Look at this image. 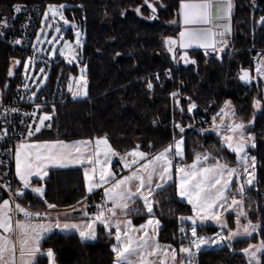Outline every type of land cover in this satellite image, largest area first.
Returning a JSON list of instances; mask_svg holds the SVG:
<instances>
[{
  "label": "snow or ice",
  "instance_id": "snow-or-ice-1",
  "mask_svg": "<svg viewBox=\"0 0 264 264\" xmlns=\"http://www.w3.org/2000/svg\"><path fill=\"white\" fill-rule=\"evenodd\" d=\"M153 14L157 8L149 0H144ZM65 4L49 3L40 20L41 28L36 32L32 41V55L21 61L13 59L12 65L7 70V76L14 75V67L23 63L25 92L29 89L31 76H41L39 80L32 79L37 89L47 80V72L43 67L39 73H29V68L34 66L37 53L44 49L38 44L48 43L53 52L56 45L62 43L59 54L67 63L72 64L80 60V49L83 46V33L74 20L65 17ZM234 0H179L176 19L170 23L179 25L177 37L163 38V45L173 59H176V49L181 50L179 59L185 64H195L187 50L199 48L204 50V55L215 54L221 58L229 45L231 35V18ZM15 13L22 11V6L17 4L13 8ZM137 15L142 14L140 7H136ZM124 15V12H121ZM149 19L154 18L149 16ZM61 22L71 25L75 35L74 41L64 39ZM264 25V15L255 21ZM0 27L8 28L7 19H0ZM22 27L27 28V24ZM48 28H53V39H47ZM5 35L0 31V36ZM45 39H41V37ZM59 36V39L55 37ZM14 45H20L21 39H13ZM53 52L48 55L52 56ZM117 56L120 53H116ZM87 65L79 67L78 76L68 77V91L75 99L86 97L89 94V79ZM166 74L170 75V72ZM259 77L264 79V54H260L255 65V76L248 69L240 68L238 78L243 82H250ZM159 80V75H156ZM4 89L8 88L7 82ZM146 88L153 91L152 79H148ZM173 104L184 111L179 90L170 94ZM0 96L3 91L0 90ZM36 92H31L25 97L20 95V100L27 99L34 104L35 110L24 112L25 117H30L33 123L26 126V135L15 146V177L19 186L12 191L11 187L0 184L8 192V198H0V264H40L41 257H46L47 264H57L52 247L43 248V241L53 230L61 233L78 234L81 241L96 240L98 226L102 225L107 235L114 239L111 245L113 253L112 264H197L198 254L204 247L227 245L230 250H235L233 241L242 237H252L253 233L264 235V221L250 219L251 204L247 203V193L257 183V157L250 155L249 148H255L254 135L248 131V126L254 123L253 119L245 122L237 119L236 109L230 100H224L223 105L212 117L211 131L215 132L220 141L217 153L225 148L235 155V162L224 156L213 154L211 151L196 152L191 163L186 162L185 127L181 123H174V128L179 130V136H173L172 141L155 153L145 152L141 144H136L123 154L111 145L107 134L90 139L66 142L62 139L33 140L36 133L44 127H51L49 122L56 113L55 105L51 112L39 111L42 105L36 103ZM188 101L189 114L198 107L191 96L184 97ZM252 108L260 111L264 104L258 98H253ZM17 107H3L0 116L5 117V124H10L7 119L12 113L19 112ZM38 117V122H35ZM219 121V122H217ZM24 121L21 120V124ZM155 123V121H154ZM188 127H191L189 125ZM201 132L206 131L201 129ZM8 131L0 128V139L6 138ZM149 147H153L150 143ZM119 156L126 175H117L110 167L113 157ZM79 165L83 168V180L86 196L77 201L82 207H73L70 212H57L55 218L48 210L57 206L45 199L46 192L43 183L33 185V177L43 182L49 175L50 168H66ZM170 182L175 185V194L191 206V214L178 217L181 222H188L186 227H180L181 243L179 248L171 244H162L158 239L160 220L154 216V208L159 201L156 196L164 191ZM103 189L102 202L95 205L96 211L90 213L85 201L87 194H94L96 189ZM30 189L33 194L43 200L47 207L45 211H33L30 207L17 202V198L25 196V190ZM137 201L142 202L141 208ZM79 212L81 219L71 218L72 213ZM145 212L148 219L140 225H134L130 218L133 214ZM226 214H234L235 227H229ZM63 216L64 219L60 217ZM123 218V219H122ZM219 226L220 231L211 236L200 234L199 229L207 222ZM115 230L114 232L112 230ZM226 230V234H225ZM190 234V235H189ZM184 241H187L186 243ZM247 260V264H264V239L258 243H248L240 249Z\"/></svg>",
  "mask_w": 264,
  "mask_h": 264
},
{
  "label": "trees",
  "instance_id": "trees-1",
  "mask_svg": "<svg viewBox=\"0 0 264 264\" xmlns=\"http://www.w3.org/2000/svg\"><path fill=\"white\" fill-rule=\"evenodd\" d=\"M255 1L260 10L252 8V0H234L229 37L233 46L222 52L220 59L212 53L205 56L203 51H193L188 54L197 63L185 64L179 59L180 52L176 50V59H173L163 45L164 37H176L179 32V25L170 23L176 19L179 0H149L157 8L155 14L144 6V0H0L1 15L8 14L16 3H36L43 9L49 3L68 5L65 17L74 20L84 36L80 59L88 66L89 94L82 100L68 97L56 103L52 132L36 139L71 142L107 134L113 148L121 154L136 144H141L145 152L155 153L168 145L174 135L179 136L174 123H181L185 127L187 163L196 152L205 150L232 161L225 149L217 153L218 136L201 132L194 125V117L211 116L229 99L238 117L246 121L255 115L249 131L256 142L250 154L257 157V183L248 191L246 202L251 204L249 218L253 222L258 218L264 221V108L256 114L252 108L254 97L264 104L262 83L253 79L243 85L238 78L240 68L248 69L252 75L253 56L264 51V25L255 23L264 15V0ZM136 7L141 8V15H137ZM153 15L154 18H148ZM72 37V29H68L65 38ZM230 49L234 51L231 56ZM19 58L0 42V90L3 91L0 97L4 100L22 83L19 69L12 77L7 76L13 59ZM60 67L76 72L74 64L58 57L51 65L47 86L52 84ZM165 70H170V78L164 77ZM148 79L154 84L151 92L146 88ZM6 82L8 88L4 89ZM177 90L181 94L183 112L174 106L169 95ZM188 96L198 105L191 114L187 112L188 101L184 99ZM38 183L44 184L45 199L58 208L73 206L86 196L80 168L52 170ZM156 200L159 203L154 208V216L161 222L158 239L178 249L182 236L179 228L188 225L178 217L190 215V206L176 196L174 184L160 191ZM24 202L35 209L47 208L43 200L28 192ZM130 218L134 225H140L147 216L141 212ZM227 220L230 227H234L233 214H229ZM199 231L210 236L218 229L202 226ZM260 239H264V235L256 233L250 239L234 241L235 250L223 245L201 251L197 264H247L240 249ZM112 243L114 239L98 227V238L93 243L81 241L76 234L53 233L43 241V248H53L57 264H112ZM40 264H47L46 257H41Z\"/></svg>",
  "mask_w": 264,
  "mask_h": 264
},
{
  "label": "built area",
  "instance_id": "built-area-1",
  "mask_svg": "<svg viewBox=\"0 0 264 264\" xmlns=\"http://www.w3.org/2000/svg\"><path fill=\"white\" fill-rule=\"evenodd\" d=\"M21 5L22 11L20 13H15L13 8L14 5ZM9 13L6 15L0 14V19H7L9 22L8 28L0 27V31L4 32L5 35L0 36V42L7 45L13 52L17 53L20 57H25L31 51V44L33 40V36L35 30L37 28L38 22L43 12V8L40 4L36 3H16L14 4ZM251 6L254 10H260L257 2L252 0ZM23 24H27V28L22 27ZM13 39H21L22 43L20 45H14L11 43ZM260 52L256 53L253 56V63L259 61ZM170 72V70H165L163 72L164 77L170 78V75L166 74ZM75 76L72 71L66 70L62 67L58 68L56 71L55 78L50 86H47L40 90L37 93V96L34 98L36 103L42 105V109L39 111L50 112L49 110L56 103L62 102L66 100L70 96V92L68 91V77ZM22 83L12 91L9 98L4 100L0 97V112L3 111V107H17L19 108V112L12 113L7 117L8 120L11 121L10 124H5V117L0 116V128H6L8 131V136L6 138L0 139V184H7L11 187L12 191L19 186L15 177V166H14V150L16 144L24 138L26 135V126L30 123H33L32 118L25 117L23 115L24 112H32L35 110L34 104L31 101L20 100L19 97L23 94L25 97L31 94L33 90L31 88L28 89L27 92L22 87ZM21 120L24 121L21 124ZM35 122H38V117ZM50 124L51 127H44L41 129L40 133H36V135L31 139H36L39 135L49 134L52 132V120L46 122ZM194 125L195 128L205 129L204 133H207L209 129H211V116H196L194 117ZM178 138V136H177ZM27 194V190H25V196ZM24 197L17 198V202L21 203L23 206L30 207L28 204L24 202ZM0 198H8V192L4 190V188H0ZM92 202V203H91ZM102 202V196L100 194L97 195L95 199L86 200L85 203L88 205V210L90 213L96 211L95 205ZM83 205L75 204L70 207L58 208L48 210L52 212L53 218L57 212L65 211L70 212L73 207L79 208ZM33 211H45L47 208L43 209H35L30 207ZM71 218L74 220L81 219V214L77 211L72 213Z\"/></svg>",
  "mask_w": 264,
  "mask_h": 264
},
{
  "label": "rangeland",
  "instance_id": "rangeland-1",
  "mask_svg": "<svg viewBox=\"0 0 264 264\" xmlns=\"http://www.w3.org/2000/svg\"><path fill=\"white\" fill-rule=\"evenodd\" d=\"M159 1V0H158ZM67 7L66 8H68V5H66ZM43 12H44V10H43ZM43 12H42V15H41V17H40V20L43 18ZM40 20H39V24H38V26H37V28H36V30H35V35H34V37H33V40L32 41H34L35 40V38H36V32L41 28V24H40ZM61 28H62V33H63V37H64V39H67V40H69V41H74V39H75V35H74V33H73V31H72V34H73V37H72V39H70V38H65V32L68 30V29H71V25H67V26H65V25H63V23L61 22ZM47 32H48V36H47V39H53V36L51 35L53 32H54V29L53 28H48L47 29ZM56 39H59V36H57V37H55ZM41 39L43 40V39H45V37H41ZM83 41H84V36H83ZM229 46H233V45H231L230 44V40H229V45H228V47ZM37 47L38 48H42V49H44V51L43 52H40V53H37V59H36V61H35V64H34V66H32V67H30L29 68V73H39V70H40V68L41 67H43L44 69H45V71L47 72V76H48V78H47V80L45 81V83L43 84V85H41L40 86V88L39 89H37V87H36V85L35 84H32L31 83V80L32 79H35V80H39V79H41L42 77L41 76H31L30 77V79H29V81H28V83H29V88H31L32 90H33V92H36V93H38L40 90H42L43 88H45L46 86H47V83H48V81H49V78H50V68H51V65L55 62V60H56V58H58V57H62V56H60V54H59V48L60 47H62V43L61 44H58V45H56V50L53 52V49H52V46L51 45H49L48 43H43V44H38L37 45ZM227 47V48H228ZM32 44H31V51H30V53L28 54V55H26L25 57H20L19 58V60H21V61H23V60H25V59H27L28 58V56H30V55H32ZM80 51H81V49H80ZM49 52H53V55L52 56H49L48 55V53ZM234 53V51L233 50H231L230 49V51H229V56H231L232 54ZM261 54H264V51H261L260 52ZM72 64H74L75 65V67H76V72H75V76H78L79 75V67L80 66H82L83 64H82V62H81V59L79 60V61H74ZM16 69H19L20 70V73H21V75H22V80H23V83L25 82L24 81V68H23V63H21L20 65H16L15 67H14V69H13V71H15ZM58 69V68H57ZM252 75L253 76H255V64L253 63V70H252ZM255 80H257V82L259 83V82H261L262 83V86H260V90H262V93H263V95H264V79H260L259 77H257ZM260 84V83H259ZM262 88V89H261ZM85 97H77V98H73L72 97V99L73 100H75V101H78V100H82V99H84ZM226 100H229V99H226ZM231 101V100H230ZM222 105H223V103H222ZM258 111H255V114L257 113ZM215 115V113L214 114H212L211 115V125H212V117ZM255 116V115H254ZM237 119L239 120V119H242V118H240V117H238L237 116ZM249 119H253V116H251ZM248 119V120H249ZM245 121V120H244ZM217 122H219V121H217ZM245 122H247V120L245 121ZM253 125V124H252ZM252 125H249L248 126V131H249V128L250 127H252ZM207 134H214V135H216V133L215 132H213V131H211L210 129L208 130V132H207ZM217 136V135H216ZM252 148H249V152H250V150H251ZM225 150H226V152L228 153V155L230 156V159H232V162H235V155H234V153H231V152H229L226 148H225ZM251 155V154H250ZM116 162H117V164H116ZM191 163V162H190ZM113 165H115V167H113ZM110 167H111V169L119 176V175H126L127 174V170H123V165L121 164V162H120V157L119 156H117V158L115 159L114 157L112 158V161H111V164H110ZM170 184H174V183H171L170 182ZM34 186H38V185H35V184H33ZM102 189V188H101ZM30 192H31V190L30 189H28ZM100 192V191H99ZM99 192H97V194H99ZM32 193V192H31ZM94 195V194H93ZM102 195H103V189H102ZM179 198V197H178ZM180 199V198H179ZM181 201H183V202H185V203H187L185 200H182V199H180ZM92 203V202H91ZM138 203H141V208L143 207V205H142V202H140V201H137V204ZM190 206V205H189ZM190 209H191V206H190ZM229 214H226V218H227V216H228ZM156 218V217H155ZM233 218L235 219V217H234V214H233ZM123 219V218H122ZM148 218H146V220H147ZM145 222V221H144ZM143 222V223H144ZM138 226V225H137ZM203 226H209V227H215V228H217L218 229V231H220L221 229L219 228V226L218 225H216V224H214V223H212V222H207L205 225H203ZM98 227H102L103 228V226L102 225H100V226H98ZM229 227H230V225H229ZM234 227H235V223H234ZM233 227V228H234ZM113 232L115 231L114 229L112 230ZM225 234H226V230H225ZM256 233H253V235H255ZM190 235V234H189ZM211 236V235H210ZM253 237V236H252ZM251 237H242V238H238V240H241V239H250ZM234 242V241H233ZM253 244H255V242H252ZM258 243V242H257ZM163 244V243H162ZM223 245H220V246H216V245H214V246H209V247H204L201 251H205V250H212V249H218V248H220V247H222Z\"/></svg>",
  "mask_w": 264,
  "mask_h": 264
},
{
  "label": "crops",
  "instance_id": "crops-1",
  "mask_svg": "<svg viewBox=\"0 0 264 264\" xmlns=\"http://www.w3.org/2000/svg\"><path fill=\"white\" fill-rule=\"evenodd\" d=\"M38 24H39V22H38ZM38 26V25H37ZM231 28H232V24H231ZM34 35H35V33H34ZM34 37V36H33ZM177 51L178 52H180L178 49H177ZM189 53H191V52H189ZM61 59H64L63 57H60ZM74 75H75V73L74 72H72ZM71 99H72V94H70V96H69ZM251 128V127H250ZM34 140H39V139H34ZM40 141H44V140H40ZM72 142V141H71ZM116 164H117V162H116ZM14 166H15V159H14ZM113 167H115V165H113ZM72 168H80L81 170H82V173H83V168L81 167V166H79V165H76V166H69V167H66V168H58V167H55V168H50L49 169V172L50 171H52V170H64V169H72ZM47 177H45V179H46ZM33 179V184H35V185H38L39 186V183L38 182H40L39 181V178H37V177H33L32 178ZM44 179V180H45ZM17 180V183L19 184V181H18V179H16ZM100 191V192H99ZM27 192L28 193H31L28 189H27ZM97 192H99V194L101 195V196H103L102 195V189H96L95 191H94V195L93 194H87L88 195V199L89 200H92V199H95L96 197H97ZM31 194H33V193H31ZM34 196H36L35 194H33ZM37 197V196H36ZM39 198V197H38ZM138 205L141 207V203H138ZM65 211H61L60 213H64ZM145 213V212H144ZM146 214V213H145ZM146 216H147V218H148V215L146 214ZM61 219H64V217L63 216H61L60 217ZM53 233H61V232H59V230H53V232L51 233V234H53ZM63 234H66V233H63ZM68 234H75V233H68ZM50 235V234H49ZM77 236H78V234H76ZM79 237V236H78ZM96 240H89V241H84V242H90V243H93V242H95Z\"/></svg>",
  "mask_w": 264,
  "mask_h": 264
},
{
  "label": "water",
  "instance_id": "water-1",
  "mask_svg": "<svg viewBox=\"0 0 264 264\" xmlns=\"http://www.w3.org/2000/svg\"><path fill=\"white\" fill-rule=\"evenodd\" d=\"M150 3H152V2H150ZM144 6H146V7L148 8L147 4H145V3H144ZM148 9H149V8H148ZM149 10H150V9H149ZM150 12H151V10H150ZM151 13H152V12H151ZM177 36H178V34H177ZM177 36H176V37H177ZM230 36H231V35H230ZM230 36H229V37H230ZM174 38H175V37H174ZM177 49L180 51V54H181V50H180L179 48H177ZM177 49H176V50H177ZM193 51H203V52H204L203 49H199V48H191V49H188V50H187L188 53H189V52H193ZM171 57H172V54H171ZM241 83H242L243 85H246V84L249 83V82L246 83V82L241 81ZM114 158L116 159L117 156L114 157Z\"/></svg>",
  "mask_w": 264,
  "mask_h": 264
}]
</instances>
